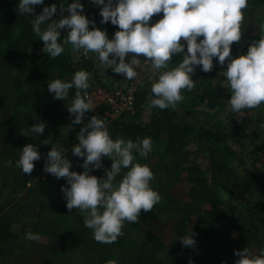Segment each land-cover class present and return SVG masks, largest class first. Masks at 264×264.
Listing matches in <instances>:
<instances>
[{
	"label": "trees",
	"instance_id": "trees-1",
	"mask_svg": "<svg viewBox=\"0 0 264 264\" xmlns=\"http://www.w3.org/2000/svg\"><path fill=\"white\" fill-rule=\"evenodd\" d=\"M63 2L67 7L71 0ZM17 3L18 0H0V264H8L14 253L28 250L31 240L25 238V233L29 231L39 233V240L63 244V250L47 258L46 264H105L110 259L124 264L127 258L133 264H188L189 259L194 264H234L239 259L234 250L248 247L253 252L264 248V178L253 168L259 156L257 149H247L264 134V103L240 112L230 111L226 119L211 121L207 126L188 121L199 108L224 109V99L231 96L226 85L221 84L225 77L220 68L226 70V63L221 65L214 57L212 70L201 71L199 79L192 78L195 87L191 91L182 89L184 99L175 108L163 110L147 106L152 80L148 72L139 70L146 81L137 90L130 112L114 120L106 114L107 110L88 112L82 123L73 124L74 117L66 110L64 118L61 108L71 103L76 89H70L64 100H58L48 91L47 83L55 78L70 80L75 71L82 67L90 69L94 63L92 60L75 63L71 44H64V51L56 58L35 50L43 48V42L33 32L30 19L41 13L44 6L56 4L57 13L50 21L58 20L59 0H44V5L34 6L35 13L28 16L20 14ZM262 5L264 0H248L247 7L255 15L257 27L264 22L257 12ZM101 7L83 9V14L111 37L118 26L110 21L100 23ZM63 15L68 13L64 11ZM162 15L154 14L150 23ZM66 33L61 30L62 41ZM260 34L264 33L258 28L255 37L243 36L239 42H233L232 57L246 54L249 42L259 39ZM181 60L182 54H174L169 67H175ZM254 110L257 111L254 117L240 118L241 113ZM145 111L151 116L142 122ZM92 115L107 121L113 139L151 137L152 151L148 157L134 155L137 162L147 164L152 170L154 177L150 183L161 197L152 210H141L136 222H125L123 234L111 243L96 241L92 230L84 225L79 209L66 208L61 192V185L67 186L66 179H57L43 171L46 154L53 144L67 149L65 155L72 162L70 171H83L82 158L74 156L71 148L78 143L77 134ZM41 121L45 123L44 132L33 133L30 127ZM22 129L26 135L21 134ZM28 143L37 146L41 159L34 161L30 174H25L16 161L19 150ZM194 154L206 159L205 169L193 160ZM102 163L103 168L93 169L89 174L104 177V169H110L111 160L102 157ZM126 171L122 169L116 181ZM183 174L189 184L186 202L172 192ZM21 194L24 196L19 198ZM32 196H37L40 206L37 224L32 230L13 232L5 211L13 206L17 215H21ZM204 203H209L211 209H204ZM155 222L175 223L172 243L167 244L162 234L151 229ZM191 222H194L192 227ZM191 230L195 246H183L179 237L190 234Z\"/></svg>",
	"mask_w": 264,
	"mask_h": 264
},
{
	"label": "clouds",
	"instance_id": "clouds-1",
	"mask_svg": "<svg viewBox=\"0 0 264 264\" xmlns=\"http://www.w3.org/2000/svg\"><path fill=\"white\" fill-rule=\"evenodd\" d=\"M59 3L58 20L50 21L57 13L56 4L44 6L41 13L30 19L33 32L43 42L41 51L56 58L64 51V44H71L74 52L94 53L103 70L110 68L127 80L137 77L138 68L148 70L152 80L149 108H175L184 99L181 90L191 91L195 87L192 75L196 66L209 72L214 66V57L221 65L227 64L221 84L231 93L227 102L233 112L264 103V34L252 40L246 54L235 58L231 55L232 43L241 40L242 10L248 6V0H91L92 4L102 6L100 23L110 21L118 26L111 37L83 14L81 0H71L67 7L63 0ZM36 5H44V0H18L16 7L20 14L28 16L35 13ZM64 11L67 16L63 15ZM161 12L162 17L150 23L153 15ZM258 28L264 33V22ZM61 30L67 31L63 41ZM130 53L134 55L126 62L125 57ZM141 54L143 61L139 58ZM174 54H182V60L175 67H169ZM89 78L90 73L82 68L70 80L55 78L47 83L48 91L58 100H64L70 89H76L67 105L74 117L73 124L82 123L85 113L93 108L87 92ZM30 128L33 133L42 134L45 123L37 122ZM21 134L26 135L23 129ZM76 138L78 143L72 146L71 152L82 158L83 171H70L72 162L65 155L67 149L54 144L46 154L43 171L57 179H66L67 186L61 185L66 208L79 209L93 238L101 243L114 242L123 234L125 222H136L141 210H152L161 199L150 183L154 177L152 170L147 164L137 162L134 155L148 157L152 151L151 137L113 139L107 121L92 115ZM102 157L111 160L110 169H104V177L90 175L93 169L103 168ZM40 159L37 146L28 143L20 150L16 164L23 173L30 174L34 161ZM122 169L127 171L116 181ZM193 236L191 230L179 239L183 246L194 247ZM25 238L35 241L40 236L29 231ZM234 254L239 257L234 264H264V248L252 252L246 247L234 250ZM105 264H118V261L110 259ZM188 264L194 261L189 259Z\"/></svg>",
	"mask_w": 264,
	"mask_h": 264
},
{
	"label": "crops",
	"instance_id": "crops-1",
	"mask_svg": "<svg viewBox=\"0 0 264 264\" xmlns=\"http://www.w3.org/2000/svg\"><path fill=\"white\" fill-rule=\"evenodd\" d=\"M89 2L91 3V0H89ZM90 3L88 5H91V8H96L99 6V5H95V7H93V4L92 3L90 4ZM242 11H243V20L241 22V31H242L241 37H243V36L255 37L257 35V32H258V27H257L256 22H255V15L253 14V12L248 7H246ZM257 12L262 17H264V5L258 7ZM159 14H163V13L161 12ZM181 42H184L183 38H181ZM249 44H250V42H249ZM249 44H248V46H249ZM139 58L141 59V61H143L145 59L142 54L140 55ZM220 69H221L220 73L223 74L222 71H224L225 68L221 67ZM138 70H139V68H138ZM141 70L146 71V72H148V74H150V72L146 69H141ZM153 75H154V73H153ZM192 78H196V79L201 78V67H196L195 73L192 75ZM227 100H228L227 98L224 99L225 107L223 110L219 111L218 108H215L213 110L207 111L205 108H199L198 112L194 116L188 117V121L196 123L197 125L207 126L208 123H210L211 121H216L217 119H220V120L226 119L225 115L227 116L229 114V112L232 111L230 106L228 105ZM256 112L257 111L254 110V111H251L249 114L241 113L240 118L246 119L249 117H254L256 115ZM205 113H209L208 116H205ZM0 116H1V114H0ZM254 130H256V129H254ZM9 138H10V140H13V137L11 135L9 136ZM247 149L250 151L257 149L256 151L258 152V154L263 152L264 151V134H262V136L260 138H257L256 140H254V142L251 143ZM20 150H19V152H20ZM238 169H241V167L238 166ZM184 175H185L186 181L188 182L186 174H184ZM23 194H25V193H23ZM23 194H21L19 196V198L24 196ZM237 196L240 197L239 194H237ZM203 208L206 210H210L211 206L209 203H204ZM5 212L8 216L9 221L12 224V231L13 232L17 233V232H20L22 230V226L19 228H16L14 226V225H16V223L17 224L18 223L23 224L24 226H26L30 229H33L34 226L37 224V222L39 220V216H40V206H39L38 198H37V196H32L30 198V200L27 202L26 208L22 214V219H21L22 222L17 219L18 215H17L13 206L9 207ZM0 215H1V213H0ZM31 224H33L34 226ZM31 226H33V227H31ZM192 226H194V222H191L190 227H192ZM226 228H228V221L226 222ZM162 237H163V235H162ZM37 241L38 240H35V241L31 240L30 247L28 248V250L25 253H20V252L14 253L8 259V264H37L38 260L39 261L42 259L46 260L47 258L51 257V255L53 256V255H55V253L61 252L63 250V244L60 242L49 241L47 243H44V244L41 243L40 244ZM1 248H2V244L0 243V250H1ZM53 249L55 252H54V254L50 255V253L53 251ZM133 263L134 262L132 259L127 258L124 264H133Z\"/></svg>",
	"mask_w": 264,
	"mask_h": 264
},
{
	"label": "built area",
	"instance_id": "built-area-1",
	"mask_svg": "<svg viewBox=\"0 0 264 264\" xmlns=\"http://www.w3.org/2000/svg\"><path fill=\"white\" fill-rule=\"evenodd\" d=\"M131 55L134 54L130 53L125 57L126 62ZM72 60L75 63H85L92 60L94 63L93 66H90V69L82 67L90 73V87L87 92L93 102V108L89 112L100 113L107 110L106 114L111 119H117L132 110L135 94L146 81L142 71L137 69V77L127 80L124 79L122 74L114 73L110 68L106 71L103 70L96 55H92V52L87 55L82 52H73ZM253 168L257 174L264 178V151L254 160Z\"/></svg>",
	"mask_w": 264,
	"mask_h": 264
},
{
	"label": "rangeland",
	"instance_id": "rangeland-1",
	"mask_svg": "<svg viewBox=\"0 0 264 264\" xmlns=\"http://www.w3.org/2000/svg\"><path fill=\"white\" fill-rule=\"evenodd\" d=\"M81 3H83V5H84V8L83 9H89V8H91V5H88L90 2H89V0H81ZM91 4V3H90ZM93 7H95V5L93 4ZM66 35H67V33H66ZM41 47H37L35 50L37 51V52H41ZM61 110H62V116L64 117V118H66V110H67V108L66 107H62L61 108ZM150 116H151V113H149V112H143L142 113V119H141V121L142 122H145V121H148L149 119H150ZM183 116V115H182ZM1 117V116H0ZM225 117H227L226 115H225ZM111 119V118H110ZM111 120H114V119H111ZM0 122H1V118H0ZM2 124H0V131L2 130ZM193 148V150H194V147H192ZM195 157V158H194ZM193 160L196 162V163H199L200 165H202V167L205 169L206 168V166H207V161H206V159L203 157V156H198L197 154H194L193 155ZM188 189H189V184H188V182L186 181V179H185V175L183 174L181 177H180V179H179V181L178 182H175V184H174V187H173V189H172V192L175 194V195H177V196H179V197H181L183 200H184V202H186V201H188L189 199H188V197H187V193H188ZM38 203V202H37ZM16 211V210H15ZM24 212V211H23ZM23 212L21 213V215H19V216H17V219L18 220H20L21 222H22V214H23ZM20 222V223H21ZM31 225H33V224H31ZM16 228H19V227H21L22 226V230H32V229H30V228H28V227H26V226H24L23 224H17L16 223V225H14ZM34 226V225H33ZM33 226H31V227H33ZM151 229H153V230H155V231H157V232H159L160 234H162L163 235V239L165 240V242L167 243V244H170V243H172L173 242V236H174V229H175V223L173 222V223H171V224H169V225H166V224H162V223H159V222H155V223H153L152 225H151ZM21 230V231H22ZM38 243H42V244H44V243H47V242H49V241H42V240H38L37 241ZM54 249H53V251L50 253V255L51 254H54ZM253 252H256V250H253ZM52 256V255H51ZM47 260V259H46ZM46 260H44V259H42V260H38L37 261V264H46L45 262H46Z\"/></svg>",
	"mask_w": 264,
	"mask_h": 264
}]
</instances>
